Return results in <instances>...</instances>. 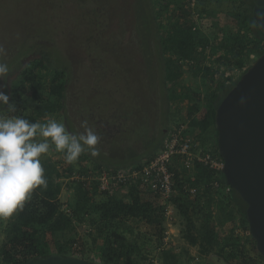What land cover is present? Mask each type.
<instances>
[{
    "label": "trees",
    "instance_id": "16d2710c",
    "mask_svg": "<svg viewBox=\"0 0 264 264\" xmlns=\"http://www.w3.org/2000/svg\"><path fill=\"white\" fill-rule=\"evenodd\" d=\"M230 2L232 4L224 12L246 28L245 47L213 44L210 35L196 22L192 6L175 12L169 25L163 27L159 24L155 32L151 25L152 15L146 10L140 14L149 31L147 38L151 52L153 46L157 48V58L151 60L154 64H162L166 73L163 80L170 100L189 103L186 114L176 127L186 122L185 132L200 141L204 151L214 156H221L215 126L216 107L242 73L264 53V34L252 14L254 0ZM205 3V0L198 1L201 16L208 10L203 6ZM211 50L217 51V55ZM50 53L44 48L34 51L31 54L34 58L25 66L24 62L19 70L13 68L18 77L8 85L11 98L21 101L19 116L33 123H45L52 113L59 112L65 105V69L57 65L56 56L53 58ZM210 55L215 57L213 64L201 65L200 61ZM184 65L189 66L195 76L201 75L206 87L203 98L195 97L201 91L200 87L190 89L187 86V90L174 87ZM30 98L32 102L27 103ZM162 142L146 160L159 151ZM87 156L82 153L77 159L78 165L69 163L64 175L69 178L75 170L91 168L97 171L104 167ZM180 160L177 157L171 165L174 190L166 202L161 195L141 191L136 186L129 187L126 195L113 197L100 192L89 181L71 180L74 197L67 204L68 208H63L60 201L63 182L53 177L55 167L42 163L46 185L34 189L23 209L12 216L16 232L0 245V264H25L50 254L75 255L94 264H139L131 254L137 238L129 239L126 232L133 230L127 222L137 220L154 227L160 235L159 244H162L167 230L168 206L181 218L183 239L189 245L197 246L201 256L216 253L229 264H259L258 259L245 249L243 239H248L246 236L253 239V246L257 248L255 239L245 233L249 230L244 217L247 205L241 196L226 184L221 170L197 160L188 167ZM126 162L108 167L126 168L137 163ZM191 187L197 189L196 194L190 193ZM81 223L88 225L83 236L77 231V225ZM170 250L169 246L163 249L162 264L170 261L176 264ZM193 259V256L189 257V260Z\"/></svg>",
    "mask_w": 264,
    "mask_h": 264
},
{
    "label": "rangeland",
    "instance_id": "374dc122",
    "mask_svg": "<svg viewBox=\"0 0 264 264\" xmlns=\"http://www.w3.org/2000/svg\"><path fill=\"white\" fill-rule=\"evenodd\" d=\"M198 1L0 0V45L5 49L0 62L6 63L10 70V76L0 80V90L10 96V103H14L16 109L9 113L7 105L0 107V116L20 115L21 101L12 99L8 88L18 77L13 68H21L24 62L34 58L31 55L34 51L44 48L52 57L56 56L57 65L65 69L67 82L63 109L52 113L48 119L62 122L70 134L84 133L81 124L86 120L100 139L95 146L99 155L93 157L88 150L85 154L104 166L145 160L181 122L179 119L186 114L189 103L170 100L163 80L164 74L166 76L163 65L151 60L157 58V48L153 46L151 52L149 31L143 25L141 12L146 10L152 15L155 32L159 24L168 26L175 12L192 6L196 22L210 35L213 44L246 46L243 38L246 28L224 12L232 4L230 0H205L207 4L203 6L208 10L203 16L199 14ZM211 53L217 55L215 50ZM214 59L205 57L200 62L205 66V63L213 64ZM181 69L182 75L173 83L174 87L185 90L187 86L200 87L195 97L203 98L206 87L201 75L195 76L189 66ZM31 102L30 98L27 103ZM183 125L187 127L186 122ZM193 141L197 148L202 147L200 141ZM40 161L55 167L53 177L63 182L60 201L63 208H68L74 189L71 180L64 175L69 164L65 154L55 151L52 145L48 153L41 155ZM77 162L73 163L78 165ZM124 193L118 192L113 197ZM11 218L0 219V245L16 232ZM173 218L170 226L165 223L169 234L162 244L154 227L137 220L127 222L133 230L126 232L129 239L137 238L131 251L134 261L151 264L152 259H157L162 264L163 249L169 246L176 264H189L190 256L198 258L195 264H229L216 253L201 256L197 246L183 239L181 218L175 209ZM87 229L86 223L77 225L82 236ZM246 237L248 239H243L245 249L259 264H264L253 246V239Z\"/></svg>",
    "mask_w": 264,
    "mask_h": 264
},
{
    "label": "water",
    "instance_id": "95a60500",
    "mask_svg": "<svg viewBox=\"0 0 264 264\" xmlns=\"http://www.w3.org/2000/svg\"><path fill=\"white\" fill-rule=\"evenodd\" d=\"M252 14L264 34V0H254ZM215 126L221 172L246 203L248 231L264 257V53L222 98L215 110ZM25 264L94 263L75 255L50 254Z\"/></svg>",
    "mask_w": 264,
    "mask_h": 264
},
{
    "label": "clouds",
    "instance_id": "9594fccd",
    "mask_svg": "<svg viewBox=\"0 0 264 264\" xmlns=\"http://www.w3.org/2000/svg\"><path fill=\"white\" fill-rule=\"evenodd\" d=\"M5 54L0 45V55ZM10 76L9 66L0 62V80ZM14 113L10 96L0 90V107ZM81 134H70L62 122L48 119L45 123L30 122L20 116H0V219L12 217L22 210L34 189L46 185L40 157L49 152H63L67 163L75 162L86 150L95 157L99 136L83 121Z\"/></svg>",
    "mask_w": 264,
    "mask_h": 264
},
{
    "label": "built area",
    "instance_id": "2783aa9c",
    "mask_svg": "<svg viewBox=\"0 0 264 264\" xmlns=\"http://www.w3.org/2000/svg\"><path fill=\"white\" fill-rule=\"evenodd\" d=\"M193 3L196 0H191ZM186 126L181 124L167 134L162 142L159 151L149 160H140L136 164L126 167L112 169L104 166L102 169L93 171L75 170L69 177L77 182L89 181L102 193L113 196L118 192L128 193V188L136 186L141 191H148L159 194L166 202L173 193L174 173L171 165L177 157L181 158L182 165L192 166L195 161H200L215 170H221L223 166L222 156H214L210 152L204 151L201 147L194 145L193 137L185 132ZM191 194H196L195 187L189 188ZM173 208L168 206L166 211V223L170 226L173 218ZM166 234L169 232L166 230ZM167 235L163 238L166 243ZM164 248V247H163ZM196 257L189 264H195ZM157 259H152L151 264H159Z\"/></svg>",
    "mask_w": 264,
    "mask_h": 264
}]
</instances>
